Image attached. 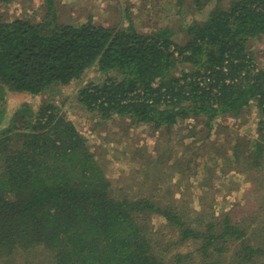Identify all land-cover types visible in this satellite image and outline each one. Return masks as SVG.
Masks as SVG:
<instances>
[{
    "label": "trees",
    "instance_id": "obj_1",
    "mask_svg": "<svg viewBox=\"0 0 264 264\" xmlns=\"http://www.w3.org/2000/svg\"><path fill=\"white\" fill-rule=\"evenodd\" d=\"M194 1L204 10L212 0ZM223 1L204 19L150 32L132 22H59L53 0L42 19L0 13V264H264V222L250 231L232 208L210 217L200 209L194 220L175 200L121 197L54 101H24L6 119L8 92H55L98 68L106 79L80 87L78 98L106 121L171 131L194 119L211 132L217 118L255 105L256 138L231 149L263 169L264 66L250 43L264 37V0ZM156 214L174 239L152 223Z\"/></svg>",
    "mask_w": 264,
    "mask_h": 264
},
{
    "label": "rangeland",
    "instance_id": "obj_2",
    "mask_svg": "<svg viewBox=\"0 0 264 264\" xmlns=\"http://www.w3.org/2000/svg\"><path fill=\"white\" fill-rule=\"evenodd\" d=\"M46 1L0 0V13L8 20L42 19L47 12ZM53 1L59 22L79 25L91 19L97 24L118 27H126L132 22L143 32L152 31L154 24L185 26L194 19H204L219 5L217 0H212L204 10H199L194 0H185L184 4L178 0ZM223 3L228 4L229 0ZM183 34L178 32V37ZM250 45L256 63L264 66V37L252 39ZM106 76L98 68H91L82 82L61 86L55 92L36 96L8 92L7 106L11 114L6 119L24 101L34 107L47 100L54 101L88 138L90 149L121 197L153 195L162 199V203L175 200L182 209L186 207L194 220L200 209L210 217L214 213L222 215L232 208L235 220L250 231L262 225L264 167L252 168L251 161L246 162L243 157L238 162L231 149V143L239 139L256 138L258 130L254 122L258 119L259 109L255 105L246 108L240 118H217L211 132L200 124L197 126L194 119L188 120L190 124L182 125L180 129L176 126L171 131H155L150 125L132 123L130 118L106 121L97 112H89L81 105L80 87L89 82L101 84ZM193 125H196L195 132L190 129ZM191 152L196 155V160H190ZM151 163L155 164L152 168ZM152 223L164 236L174 239L162 216L154 215ZM189 245L192 244L182 246L181 250L188 249Z\"/></svg>",
    "mask_w": 264,
    "mask_h": 264
}]
</instances>
